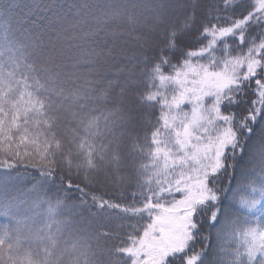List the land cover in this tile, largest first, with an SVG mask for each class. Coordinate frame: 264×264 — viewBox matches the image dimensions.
<instances>
[{
	"label": "snow or ice",
	"instance_id": "obj_1",
	"mask_svg": "<svg viewBox=\"0 0 264 264\" xmlns=\"http://www.w3.org/2000/svg\"><path fill=\"white\" fill-rule=\"evenodd\" d=\"M7 2L8 9L0 6V216L7 220L0 223V264H33V254L36 264H60L61 241L88 257L92 235L73 239L69 231L74 216L85 222V209L88 225H112L96 238L116 241L113 264H264V0H160L153 27L131 44L118 43L121 33L107 27L119 12L77 36L89 23L82 19L87 0L71 6V20L53 16L44 24L32 13L16 28L10 12L19 4ZM63 41H77L91 65L118 58L124 64L100 89L93 80L65 88L54 65ZM140 86L148 89L143 95ZM113 87L121 95L131 87L140 104L159 108L147 149H140L147 156L140 183L114 194L131 197L127 204L105 199L107 191L86 173L74 181L71 171L54 167L56 113L106 100ZM80 123L86 135L102 132L96 118ZM103 131L111 132L107 118ZM233 179L235 188L221 187ZM25 181L31 187L22 190ZM69 195L77 198L76 211L61 217ZM213 236L211 251H197Z\"/></svg>",
	"mask_w": 264,
	"mask_h": 264
},
{
	"label": "trees",
	"instance_id": "obj_2",
	"mask_svg": "<svg viewBox=\"0 0 264 264\" xmlns=\"http://www.w3.org/2000/svg\"><path fill=\"white\" fill-rule=\"evenodd\" d=\"M16 2L19 7L11 9L10 12L14 28L23 26L24 21L28 20L32 13L35 14L32 18H43L44 24H47L48 19L53 16H67L71 20V6L81 5L84 0H16ZM37 4L39 10L36 9ZM159 4L160 0H87L88 6L82 19L89 23H82L76 30V35L79 36L82 32L93 28L94 20H102L106 15L119 12L120 16L111 20L107 27L121 33L118 43L127 41L131 44L133 43L132 36L146 33L149 28L153 27L156 12L159 11ZM0 6L8 9L7 0ZM46 8H50L51 11H45ZM154 9L156 11H153ZM166 15L170 16L171 13H166ZM130 16L132 23H129ZM68 35L71 37L72 33ZM76 43L77 41L61 42L54 57V65L65 88L72 89L77 85H83L87 80H93L96 81L94 87L100 89L106 81L116 78L115 73L124 64L123 60L119 58L116 60L101 59L95 65H91L85 51L74 46ZM192 47H196V45ZM115 55L119 57V51ZM136 75L139 77L143 73L137 71ZM120 79H123V76ZM137 84L139 85L140 81H137ZM147 90L145 86H140L139 94L143 95ZM96 95L97 93H93V96ZM185 107L188 106L185 105ZM74 112L79 115H74ZM158 114V106L154 105L149 108L135 100L131 87L126 88L123 95L120 94L118 87H113L108 92L106 100L89 99L83 108L79 105L66 106L56 113V140L59 142L60 149L55 157L54 167L62 169L64 173L71 171L74 181L81 180L82 182L86 173L90 182L98 183L100 188L107 191L108 195L105 196V199H112L113 202L123 204L131 203V197L120 201L116 200L114 194L123 191L127 195L135 190V186L140 183L141 166L147 163V156L141 154L140 149H147L146 137L152 131V125L156 124ZM82 117L98 119L102 130L101 134L95 137L86 135L83 125L80 123ZM105 118H107V126L111 128V132L103 131ZM82 140L85 142L84 147H80ZM88 145H91V148ZM64 161H68L71 167L69 168ZM238 163H243V161ZM89 164L92 165L91 168L88 167ZM21 171L36 175L31 169H21ZM234 175L239 176V166ZM31 183V181H25L19 187L22 190H27L31 187ZM235 186V179L231 186L227 182L221 185L225 188H235ZM97 190V195L103 194L99 192V188ZM59 191V188L54 187L49 191V195L55 197ZM246 194L248 193L241 191L237 195ZM231 195V191L224 193V204L228 203L227 197ZM76 202V196L69 195L66 198L67 207L60 210V216L72 215L76 211V208L73 207ZM84 216L86 220L90 218L87 209L84 210ZM73 220L74 223L69 228L73 239L89 234L93 237L88 247L89 255L83 257L78 256L72 249L66 251L63 241H61L55 250L60 255V264H113V261L117 259L116 241L111 236L100 235L96 238V234L101 232L102 227L113 231L112 225L101 226L95 221L92 225H88L86 220L81 223L79 216H74ZM6 222V218L0 216V223ZM215 244L213 236L208 244L199 243L197 251L205 247L211 251ZM32 259L33 264H36L35 254Z\"/></svg>",
	"mask_w": 264,
	"mask_h": 264
}]
</instances>
